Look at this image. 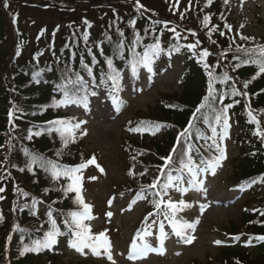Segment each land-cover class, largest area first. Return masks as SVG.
I'll return each mask as SVG.
<instances>
[{
    "label": "rangeland",
    "instance_id": "374dc122",
    "mask_svg": "<svg viewBox=\"0 0 264 264\" xmlns=\"http://www.w3.org/2000/svg\"><path fill=\"white\" fill-rule=\"evenodd\" d=\"M0 1L7 14L6 27L9 34L8 40L4 44L0 43V84L8 92L12 105L9 110H6L7 125L5 126L8 133L0 136L1 180L5 172H10V166L16 163L15 160L18 158L17 153L12 154L17 143L16 133L15 135L11 133L18 132L16 126L20 122L15 119V112L21 111L18 100L22 90L19 78L12 72L11 65L14 62H28L35 58H39L41 64L46 63L50 54V42L53 40L56 45H62V37L68 33L66 29L68 22L73 24L77 10L72 8L66 11L65 8L69 5L56 0ZM141 3L143 4H139L144 5L143 7H139L137 2L132 3L131 6H121L120 13H125L124 17H126L130 9H135L136 13H142L149 20L155 21L156 24H149L147 27L145 31L147 36L154 35L155 28L159 27L164 31L167 44L179 46L185 44L184 47H186L188 44L195 43L197 44L195 50L202 52L207 49L212 55L217 54L218 58L212 59L211 54L207 57L208 68L217 66L218 63L213 64L214 59H219L222 66L230 69L231 65H234L233 59L241 55L242 51L260 43L261 40L264 41V0H223V4L220 5L222 9L214 10H211L210 6H217L215 2L209 4V1L203 0H141ZM162 3L169 7L170 12L166 11V5L162 6ZM75 6L86 7V5ZM206 17L209 18L207 22ZM22 18H26V21ZM91 18L87 24L91 25V29L102 26L104 19L99 16ZM14 24L19 25H17L19 32L14 29ZM45 28L44 37L40 36ZM172 29L176 31L173 32ZM19 33L27 35V42L25 39L18 40ZM177 33H179V39H177ZM242 36L249 39H241ZM14 41L16 43L12 46ZM146 42L149 43L139 48L157 43L151 38H147ZM10 47L12 48L9 49ZM161 53L154 59L151 72L142 66L131 79L128 73L118 71L121 76L118 82L119 92H116L114 88L108 92L102 80L100 87L94 91L96 95L93 96L92 92L88 94L86 107L79 103L64 106L62 109V120L70 121L73 125L82 121L86 122L81 123L80 128L77 129L80 132L79 137H76L74 141L69 140L67 146L63 143L58 151L60 156H63L72 149V146L73 149L79 148L77 149L80 152L79 158L73 163L87 165L76 174L82 177L80 195L85 203L92 206L91 219L84 223L91 227L93 234L106 233L111 243L112 259L108 258V253L103 248L98 249L99 254L94 253L90 248H85L81 252L70 244L57 240L56 253L53 254V256H61L57 264H113V262L114 264H219L217 258L220 257V252L224 247L254 252L264 245V240L257 239L261 236L249 233L245 228L240 227L241 218L247 213L248 201L251 199L248 196L253 195L256 199L259 195L249 194L247 191L241 192L233 185L234 183L232 184V180L238 173L234 162L237 160V149L239 148L233 139V136L239 134V128L234 124H231L228 135L224 139H220L223 128L217 131L216 143L225 149L226 158L212 168L211 173L208 172L212 178H209L207 170L202 171L200 174L204 173L203 176H205L201 179L202 187L190 188L187 192H181L179 187H188L187 183L177 185L174 182L167 193H162L165 203L172 201L184 209L181 213L185 221L191 223L199 220L195 228L187 233L188 235L185 237L174 235L175 233L170 230L172 227L170 228L168 222L164 221V231L167 236L161 246L160 229L156 226L155 214L151 213L152 208H155L152 196L141 194L139 199L134 198L136 189L129 187L130 176L139 174L145 167L139 166L131 174L129 154L124 149V143L127 140L138 142L142 146V159L145 158L148 161L155 159L153 148L162 143L161 133L166 128H160L159 131L154 132L155 134L149 130V134L147 131L144 132L142 124L146 126L148 122H161L163 124L161 126L170 127L168 122L160 120L157 112L158 106H161L165 96L174 99L180 93V79L185 72L182 55L165 52L162 57ZM155 70H158V75L155 74ZM208 86L209 84H206V89ZM114 96L118 97V102L113 99ZM31 98H34L33 94ZM31 102L33 100L29 101ZM247 103V118L250 120L249 109H251L260 120L261 129L264 130V111L256 108L251 100H247ZM10 112L14 115L10 116ZM37 113L38 109H34L29 112V117L35 118ZM138 121L142 124H138ZM251 123L252 128L250 129L254 136H257L255 134L257 125L252 121ZM132 125L140 128L137 131L132 128L128 130V127ZM178 137L179 135L176 138ZM257 137L264 145V140ZM185 139V137L181 139L184 140L183 144ZM187 139L190 142L189 137ZM193 153L195 152L192 150L191 154ZM215 153L216 157L220 155L217 150ZM58 156L53 155V157ZM93 158L94 163H88ZM29 164V162L26 164L23 162L24 167L14 164V168L15 170L20 168L32 171ZM38 166L40 167L39 163ZM152 168L144 170L149 179L157 173L155 168ZM19 180L22 184L16 183L13 187L14 191L9 190V186L0 181V188L4 189L0 192V214L3 216L0 227L4 229L0 239V264H16L13 257L20 254L19 249L11 246L12 237L18 225L14 223L15 221L13 222V219H16L14 215L16 209L21 211L19 207L23 198L27 196L25 194L30 192L25 186V178ZM66 180L71 183L69 178ZM262 186L258 189L261 190L260 195L264 191ZM181 200L190 206H179L178 202ZM63 205L60 208L57 207L59 212H64L69 208L76 212L82 209V206L78 207L75 202ZM108 213L112 215L109 217ZM193 216L195 220L192 221ZM252 224L256 225V221L250 223ZM230 225L239 228V232H228ZM145 229L152 233L151 236L144 237L152 248L142 257L130 259L131 246L134 241L137 244L142 243L138 239V233L142 235ZM235 234H238L235 239L230 238ZM217 241L220 243H216ZM28 247H31V244ZM235 264L246 263L235 261Z\"/></svg>",
    "mask_w": 264,
    "mask_h": 264
},
{
    "label": "trees",
    "instance_id": "16d2710c",
    "mask_svg": "<svg viewBox=\"0 0 264 264\" xmlns=\"http://www.w3.org/2000/svg\"><path fill=\"white\" fill-rule=\"evenodd\" d=\"M58 2L67 3L69 6L65 10H71L75 8L76 18L73 19V24L68 22L66 27L68 33L62 37V45H56L53 40L50 42L49 57L46 59L47 62H40L39 58L29 60L28 62L21 61L20 63L12 60L11 70L19 78L21 84V92L18 103L21 106L20 112H15V119L19 120L17 131L11 133L15 135L17 141L14 152L17 153L18 158L15 160L10 167V172H5L3 178L0 180L4 182L6 186H9V190L14 191L13 187L16 183L22 184L20 178H25V186L30 193H27L23 198V205L26 206V210L23 209L21 212H15V220L13 222L18 224L17 229L12 237L11 246L15 249H19L20 254L13 257L16 264H57L61 260V256L53 253H46L41 255H32L22 250L23 247L35 242L33 238L38 234V230L41 228L42 221L46 219V214L50 216L48 212L41 213L35 218L31 211L33 200L38 199L46 202L52 210H58V208L64 206L63 204H71V195L65 192L63 186L55 182L42 167L34 166L32 171L28 169L15 170L14 164L19 167H24L23 162L30 163V156L25 154L28 153L39 154L45 156L53 155L57 156L61 145L63 144L60 135L48 136L47 126L51 120L56 118L57 109L52 106L55 99H58L61 94V90H58V86L64 84L69 74L76 73L80 75L88 73L82 66L81 61L84 64L90 65L92 68L93 80H98L97 72H104L105 68H108L106 61L108 59L113 60L114 68L118 66L120 69L128 68L131 61L134 58L135 52L132 50L137 37L145 34L149 24H156L155 21L149 20L144 14L136 13L135 9H130V13H120V7L124 5L131 6L132 3H136L137 0H56ZM209 1V0H203ZM217 6H210L211 10L216 8L222 9L221 4L223 0H212ZM140 4L141 0H139ZM163 4V5H162ZM161 5H166L162 3ZM75 5H86V7L75 6ZM144 6V5H143ZM167 6V5H166ZM166 11L170 12L167 6ZM83 9V10H78ZM137 9V8H136ZM99 10V11H96ZM78 13V14H77ZM101 14V15H100ZM112 14H117L116 16ZM74 16V17H75ZM99 16L104 19L102 26L91 29L85 21L89 22L93 17ZM123 17V19H122ZM25 19L26 18H22ZM7 14L4 12V6H1L0 1V43L4 44L8 39V29L6 27ZM16 22V20H15ZM18 25V24H17ZM14 24V29L18 27ZM19 26V25H18ZM18 31V30H17ZM45 30L41 31L40 36L45 34ZM19 32V31H18ZM53 32V31H52ZM85 32H87V40H85ZM97 33V34H92ZM123 33V36L120 35ZM52 34V33H51ZM18 40H26V34L19 33ZM44 37V36H43ZM54 37V36H53ZM232 38V37H231ZM235 39V38H234ZM53 42V43H52ZM16 41H14V46ZM101 43V46H100ZM122 44L123 47L118 49V45ZM8 45V44H7ZM10 47L9 49H11ZM257 49L253 50L252 53H256ZM123 53L122 55L119 53ZM138 52V51H137ZM260 52V51H259ZM251 52H243L241 56H237L233 59L234 65H231L230 69L222 66L219 59H214V63H218L219 74L227 72L232 80H229V85L226 93H231V88L234 86L246 95H237L240 99L231 100L229 96L226 97L225 102L228 104L231 101L234 103L235 115L238 116V123L241 127L242 136L238 138L241 143V154L242 156L235 160L238 173L232 180V183H240L246 181L249 178H258V176L264 173V149L261 145L257 144L255 139L251 136L250 127L246 124L245 118L243 117V106L245 100H251L255 107L259 110L264 111V73L257 74L259 71V61L264 55L257 57L258 60L253 59L254 56ZM95 57V59H93ZM219 57L217 54H211V58ZM248 61H246V60ZM264 60V58L262 59ZM264 62V61H263ZM205 64L202 61L189 60L187 63V73L181 81V91L179 94L172 99L169 96H165L158 106V114L161 121L170 123L171 125L178 127L181 130L188 128V121L191 116L195 113L199 102L206 93V77L205 73L212 72V68H205ZM67 67V68H66ZM131 67V66H130ZM216 67V66H215ZM62 68H66L63 70ZM110 70V69H109ZM210 70V71H209ZM111 71V70H110ZM82 72V73H81ZM39 73V76L36 74ZM95 73V75H93ZM216 74V73H215ZM255 77V78H254ZM75 79V78H74ZM248 81V87H244V83ZM220 79L214 81V88L216 93L219 94V83ZM30 87V89H29ZM34 98H31V95ZM217 97V95H216ZM230 99V100H229ZM17 100V98H16ZM30 100L33 102L29 103ZM224 103V102H223ZM27 104V105H26ZM12 107L8 92L2 84H0V136L8 133L5 125L7 112ZM214 107L221 108L218 105V100L214 103ZM223 107V105H222ZM34 109H38L37 117L30 118L29 112ZM39 132L40 135H35ZM32 138L29 139L28 137ZM173 137L167 135L163 140L166 144H157L154 149V155L159 159L166 156L169 144L173 143ZM163 142V143H164ZM164 145V146H163ZM141 147L138 142H129L128 140L124 143L125 151H128L129 162L132 167L137 165L147 166L151 163V160H145L141 157ZM71 148V146H70ZM68 151L66 155L58 156L68 162H75L79 157V148ZM139 155V158H138ZM141 157V158H140ZM177 158L175 157V160ZM159 163V162H158ZM177 163V162H173ZM176 165V164H175ZM177 166L180 165L177 163ZM28 170V171H27ZM131 189H137L138 187L144 186L143 178L139 175L130 176ZM54 181V182H53ZM30 195V197H29ZM55 202L56 204H52ZM70 202V203H69ZM247 213L243 214L241 218V226L245 230L252 234H264V195L256 199L251 198L248 201ZM260 209L259 212L251 213ZM47 211V210H46ZM63 213L66 214V211ZM11 220V218H10ZM37 220V221H36ZM256 221V225L252 223ZM66 225V224H65ZM59 230L62 232V226L59 224ZM65 229L68 226H64ZM4 229L0 227V239L2 238V232ZM69 230V229H68ZM68 230L67 233H68ZM239 230L237 227L230 225L228 232L236 233ZM239 232V231H238ZM63 233V232H62ZM63 239L69 238L68 234H62ZM23 253V254H22ZM59 253V252H58ZM246 260L245 262L243 260ZM219 264H235V261L246 264H264V246L259 247L254 252H248L247 250L230 249L224 248L220 252V257L217 258Z\"/></svg>",
    "mask_w": 264,
    "mask_h": 264
},
{
    "label": "snow or ice",
    "instance_id": "6c2138e0",
    "mask_svg": "<svg viewBox=\"0 0 264 264\" xmlns=\"http://www.w3.org/2000/svg\"><path fill=\"white\" fill-rule=\"evenodd\" d=\"M212 2V0H209V4ZM137 4L139 7H143V5L139 4V0H137ZM5 7H7V3H5ZM209 18L206 17L205 21L207 22ZM86 24H88L87 21H85ZM91 25L89 24V27ZM167 26V25H165ZM173 32H175V29H172ZM121 36H123V33H120ZM223 35V33H221ZM177 39H179V33H177ZM241 39H249L248 37H241ZM85 40H87V35L85 36ZM215 42V41H213ZM123 45H118V49L122 48ZM189 49H195L197 47V44H188L186 46ZM180 46L175 45V51H179ZM163 51V48L159 43H155L151 46H147L145 51L141 53H135L133 60L131 61L132 64V71L135 73L138 69V67L143 66L148 69L149 72L153 70L152 65L154 63V59L158 57V55ZM248 51V50H245ZM260 53L264 55V47H261L259 49ZM119 54H123L122 52ZM211 53L204 49L201 52V57H208ZM95 59V57L93 58ZM108 68L111 70L107 76L108 79L111 80L114 89L116 92L120 91V86L118 81L121 79V76L119 72L114 70L113 60L108 59L106 61ZM81 66L88 72L89 75H92V68L88 64H84L83 61H81ZM209 67L208 64H205V68L207 69ZM260 73H264V62H261L259 64V71L258 75ZM39 76V73L36 74ZM209 75V95L204 97V100L208 102V107L212 108L214 112L213 119L215 121V125H220L223 128L222 134H220V139H224L228 135V131L230 128V117L228 115V111L231 107H233L232 104L225 105L221 108L214 107V103L216 102V89L214 88V81L216 79H220L221 82H227L229 80H232V77L227 73H223L222 77H215L212 72L208 73ZM255 78V77H254ZM83 77L76 73L75 80H72L71 78L66 79V83L69 85H72L73 88L71 89V94H69V89L66 87V85L62 84L58 86V90L64 91V99L59 102H54L52 106L58 107V106H68L70 104H79L84 102L85 107L87 106V95L80 96L79 90L75 88V85L82 84ZM248 81L244 83V87H248ZM246 95V93H242L239 89L235 88L234 86L231 88V93H224L223 95ZM93 96L96 95L95 92L92 93ZM114 100H117L118 97L114 96ZM206 105L201 104L197 109L196 112H200L201 109H203ZM10 116L14 115V113L9 114ZM249 118L252 122H254L257 125L256 128V135L259 136L262 140H264V130L260 127V120L256 115L253 114L252 110L249 109ZM197 117L193 115V120H196ZM205 123H208V119L204 120ZM49 123H52L54 126L55 131L60 133L61 139L64 142L65 146H67V143L69 140L75 139V130L80 128L81 123H86L84 121L78 122L76 124H71L70 121L57 119L55 121H51ZM215 125H211L210 127L212 129V136L208 137V139L212 140V144L209 145V148L216 149L220 155L215 158V160H205L201 159L200 164H197V162L193 159V156L191 155L192 152V145L188 141V137L191 136V133L189 129L193 128V124H189L188 128H186L183 132L180 133L182 137H185V143L187 144V149L184 152H181L177 156L178 163L180 167L174 168V171L177 173V175L173 176L170 172L166 174V182L160 185V192L153 193L154 196L159 197L161 195V192L167 193L169 187L173 185L175 182L177 185H183L185 182L187 183L188 187H179V191L181 192H187L190 188H196V187H202V180L200 179V173L202 171H206L208 168H214L216 165L220 163L221 160H223L225 157V149L221 147L218 143H216L217 138V128ZM156 129H159L161 125H156ZM86 134V133H84ZM153 134H155L153 132ZM35 135H40L39 132L35 133ZM29 139L32 137L29 136ZM200 138H204L201 136ZM25 154L30 156V164L29 167H32L33 165L39 163L40 167H42L45 171H50L53 178L58 179L60 176L68 177L71 180V183L67 185V188L65 189V192H76L77 197L76 201L79 205L82 206V210L78 212H70L68 215L71 217L70 220H65V224L69 228V232L73 237V240H70V246L73 248H76L78 251L83 252L85 248H90L94 253L99 254L98 249H105L108 253V258L112 259L111 257V243L109 238L107 237L105 232H101L99 234H93L91 227L84 223V221L91 219V205L85 203L82 195H80L82 191V177L80 175H76V173H79L82 169H84L87 165L84 163H81L78 166L75 167H69V166H61L55 163L52 160H49L45 157L40 156L39 154H32L28 153L27 150L25 151ZM173 154H176V150L173 149ZM57 155H60V153H57ZM163 160L167 161L168 164H172L174 162L173 155L162 157ZM88 163H94V158L90 160ZM168 164L165 165V167L168 166ZM201 164L205 165L204 168L201 167ZM159 167V166H158ZM186 173V175H185ZM144 173H141L143 175ZM161 174L165 175L163 170L161 169ZM94 179V177H93ZM261 180L264 181V177H261ZM159 184V179L155 180L152 184L148 185L147 188L154 189ZM4 189L0 188V192H2ZM143 192V189H142ZM26 195V194H25ZM154 206L159 210L161 209V206L165 204V201L162 199L153 200ZM179 206L182 207H189L190 205L186 204L183 200L178 202ZM181 210L180 207H178L177 203H173L172 201L166 202V210L163 212V215L166 219L170 220V223L172 225V230L175 232V234L178 237L185 236V230L186 229H194L196 224L199 223V220H196L194 222L189 223L188 221H182L176 218V213ZM157 214H160L159 212ZM109 217L112 215L111 213L107 214ZM151 215V214H150ZM264 215V213H262ZM3 216L0 214V221H2ZM155 223V221H154ZM51 229L45 234V238L43 240H37L34 242L33 248H25L24 252L27 251H39L44 248H49L52 245H54L57 242V237L59 235H62L63 233L59 230V228L56 225V221L53 219L51 220ZM150 227V226H149ZM160 229V244L163 246V241L167 236V233L164 231V224L161 222L159 224ZM152 233L145 229L143 231V234L138 233V239L142 241V243L137 244L135 241L133 242L131 246L132 254L130 255V259H136L139 257H142L144 253L149 251L152 248V245L144 239L146 236H151ZM257 239L264 240V236L257 237ZM216 243H220L217 241ZM23 254V253H22ZM114 264V262H113Z\"/></svg>",
    "mask_w": 264,
    "mask_h": 264
}]
</instances>
